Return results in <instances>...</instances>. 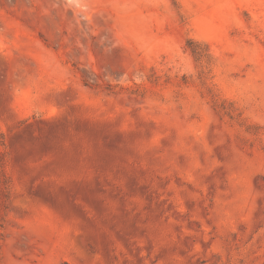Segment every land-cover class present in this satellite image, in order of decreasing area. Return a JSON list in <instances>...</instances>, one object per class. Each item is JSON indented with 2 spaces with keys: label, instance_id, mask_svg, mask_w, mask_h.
I'll return each instance as SVG.
<instances>
[{
  "label": "rangeland",
  "instance_id": "1",
  "mask_svg": "<svg viewBox=\"0 0 264 264\" xmlns=\"http://www.w3.org/2000/svg\"><path fill=\"white\" fill-rule=\"evenodd\" d=\"M0 264H264V0H0Z\"/></svg>",
  "mask_w": 264,
  "mask_h": 264
}]
</instances>
